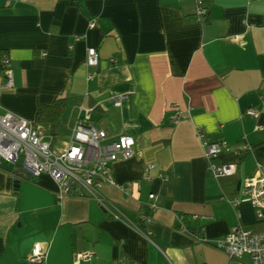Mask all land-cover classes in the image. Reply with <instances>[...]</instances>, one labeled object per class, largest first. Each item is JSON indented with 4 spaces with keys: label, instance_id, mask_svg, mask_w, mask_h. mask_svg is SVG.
I'll return each instance as SVG.
<instances>
[{
    "label": "crops",
    "instance_id": "0c3cea01",
    "mask_svg": "<svg viewBox=\"0 0 264 264\" xmlns=\"http://www.w3.org/2000/svg\"><path fill=\"white\" fill-rule=\"evenodd\" d=\"M202 2L197 20L194 0H0V57L13 74L6 89L0 71V113L31 122L56 149L85 109L108 141L131 137L132 156L111 165L114 184L100 193L137 226L96 199H57L48 174L4 163L0 264H33L36 242L46 264H72L79 252H92L81 264H225L217 238L234 226L264 230L248 202L231 203L264 169V0ZM89 47L97 68L85 65ZM57 98L66 102L55 124L37 123V108ZM198 129L227 149L208 158ZM210 161L235 173L213 175Z\"/></svg>",
    "mask_w": 264,
    "mask_h": 264
},
{
    "label": "built area",
    "instance_id": "2783aa9c",
    "mask_svg": "<svg viewBox=\"0 0 264 264\" xmlns=\"http://www.w3.org/2000/svg\"><path fill=\"white\" fill-rule=\"evenodd\" d=\"M10 1V0H8ZM195 2V19L206 16V8L202 0ZM92 26V24H90ZM238 39V37L236 38ZM114 62V59H110ZM85 65L88 68H97L99 55L96 48L86 49ZM2 68L3 87H13V74L10 60L7 55L0 57ZM88 73V78H91ZM123 95L111 98L114 105H118ZM84 115L76 119L69 140L60 149L53 147V138L45 137L31 122L10 112L0 113V166L8 163L14 166L15 171L24 177H38L48 174L57 186L56 198L65 196L87 197L96 199L103 205L108 214L122 222L137 228L112 203H106L101 196L100 188L103 183L114 184L111 176V165L118 160L129 159L133 154L134 140L128 136H119L107 140L106 132L89 120V109ZM247 113L257 118L254 109ZM178 114H173L171 120L176 123ZM261 130V126L256 127ZM198 138L208 158H214L223 149H227L224 141H208L198 129ZM241 146L239 149H244ZM208 170L213 175H233V164H208ZM125 189V188H123ZM150 199L154 197L149 195ZM248 202L254 209L257 219L264 217V169L244 177L240 185V197L232 200V205ZM214 246L226 255L225 264H264V230L253 231L241 226H234L227 234L217 238ZM92 257V252H79L73 255L72 264H81ZM26 260L33 264H46V252L40 243L33 244Z\"/></svg>",
    "mask_w": 264,
    "mask_h": 264
},
{
    "label": "trees",
    "instance_id": "16d2710c",
    "mask_svg": "<svg viewBox=\"0 0 264 264\" xmlns=\"http://www.w3.org/2000/svg\"><path fill=\"white\" fill-rule=\"evenodd\" d=\"M0 71L2 72V68L0 66ZM65 98H57L50 105H42L39 106L36 110L35 121L48 123L53 126L56 120L63 113L65 107ZM55 134H53L54 136Z\"/></svg>",
    "mask_w": 264,
    "mask_h": 264
},
{
    "label": "rangeland",
    "instance_id": "374dc122",
    "mask_svg": "<svg viewBox=\"0 0 264 264\" xmlns=\"http://www.w3.org/2000/svg\"><path fill=\"white\" fill-rule=\"evenodd\" d=\"M60 143V140H58V143L57 144H59Z\"/></svg>",
    "mask_w": 264,
    "mask_h": 264
}]
</instances>
